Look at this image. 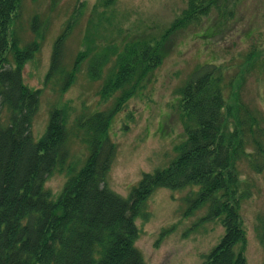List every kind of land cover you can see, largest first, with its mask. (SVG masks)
I'll list each match as a JSON object with an SVG mask.
<instances>
[{
  "label": "trees",
  "instance_id": "trees-1",
  "mask_svg": "<svg viewBox=\"0 0 264 264\" xmlns=\"http://www.w3.org/2000/svg\"><path fill=\"white\" fill-rule=\"evenodd\" d=\"M21 1L0 0V264H147L136 247V218H148L147 203L158 189L187 187L199 189L189 212L204 206L206 219L221 218L225 229L203 264H248L241 215L246 196L239 191L237 164L245 159L264 175V120L258 112L244 118L233 113L225 96L223 68L205 65L191 75L181 90L186 139L178 155L166 168L145 173L124 198L107 186L117 157L109 128L116 113L161 65L162 43L125 46L100 90L103 102L120 93L111 110L82 117L73 129L66 113L54 110L45 135L35 141L32 125L40 90L26 85L23 71L40 45L21 47L14 28ZM239 1L186 0L164 39L176 30L199 26L214 11L231 15ZM67 34L55 43L48 73V79L64 75L63 90L72 86L78 70L77 65L70 73L65 70ZM90 74L97 77L93 68ZM72 136L83 141L89 154L53 201L45 183L66 166ZM256 232L264 249V213L257 218Z\"/></svg>",
  "mask_w": 264,
  "mask_h": 264
},
{
  "label": "rangeland",
  "instance_id": "rangeland-1",
  "mask_svg": "<svg viewBox=\"0 0 264 264\" xmlns=\"http://www.w3.org/2000/svg\"><path fill=\"white\" fill-rule=\"evenodd\" d=\"M185 7L186 0H22L14 27L21 47L40 45L23 71L26 85L40 90L34 140L43 138L54 110L66 113L70 129L82 117L111 110L120 93L103 102L101 87L125 46L138 41H160L163 61L111 121L109 134L117 145L107 178L111 191L127 198L145 173L166 168L176 158L186 139L181 90L199 67L221 66L233 113L244 118L258 112L264 120V0H240L231 15L214 11L199 26L176 30L164 39ZM65 32V70L70 73L78 66L75 82L67 90L63 74L48 79L55 43ZM91 68L97 77L91 76ZM88 154L83 141L72 136L66 166L45 183L53 201L83 168ZM237 167L239 191L246 196L241 201L245 256L248 264H264L256 232L257 218L264 213V175L245 159ZM198 190L162 188L149 199L148 218L135 220L136 247L147 264H203L222 241L221 218L206 219L204 206L189 212Z\"/></svg>",
  "mask_w": 264,
  "mask_h": 264
}]
</instances>
